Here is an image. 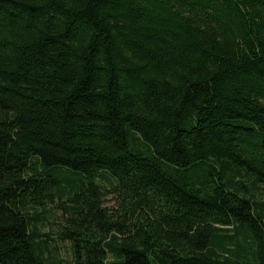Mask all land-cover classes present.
<instances>
[{
    "label": "trees",
    "instance_id": "1",
    "mask_svg": "<svg viewBox=\"0 0 264 264\" xmlns=\"http://www.w3.org/2000/svg\"><path fill=\"white\" fill-rule=\"evenodd\" d=\"M0 264H264V0H0Z\"/></svg>",
    "mask_w": 264,
    "mask_h": 264
},
{
    "label": "rangeland",
    "instance_id": "2",
    "mask_svg": "<svg viewBox=\"0 0 264 264\" xmlns=\"http://www.w3.org/2000/svg\"><path fill=\"white\" fill-rule=\"evenodd\" d=\"M102 188L109 189L110 185L113 184V180H100L98 181ZM112 196L107 195L104 200V206H111ZM52 217H47V219L43 220L40 227L41 233L48 234L52 239L51 245L55 248L53 255L59 259H63L69 261L71 258L70 244L68 242H62L57 238L58 224L60 222V214L56 211L52 213ZM58 223V224H57Z\"/></svg>",
    "mask_w": 264,
    "mask_h": 264
}]
</instances>
